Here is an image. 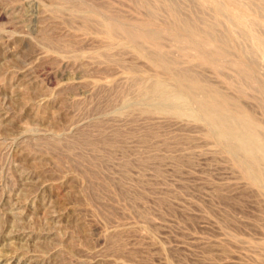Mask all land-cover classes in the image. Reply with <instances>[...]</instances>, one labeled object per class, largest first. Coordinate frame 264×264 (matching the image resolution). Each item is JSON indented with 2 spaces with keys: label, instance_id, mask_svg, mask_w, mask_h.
Wrapping results in <instances>:
<instances>
[{
  "label": "rangeland",
  "instance_id": "1",
  "mask_svg": "<svg viewBox=\"0 0 264 264\" xmlns=\"http://www.w3.org/2000/svg\"><path fill=\"white\" fill-rule=\"evenodd\" d=\"M226 1L0 0V264H264V188L203 123L134 106L192 71L264 125V0Z\"/></svg>",
  "mask_w": 264,
  "mask_h": 264
},
{
  "label": "bare ground",
  "instance_id": "2",
  "mask_svg": "<svg viewBox=\"0 0 264 264\" xmlns=\"http://www.w3.org/2000/svg\"><path fill=\"white\" fill-rule=\"evenodd\" d=\"M167 1V0H166ZM228 1V0H227ZM226 1V2H227ZM253 1V0H252ZM163 2V1H162ZM170 2H172V1H170ZM222 2H223V0H222ZM231 2V1H230ZM250 2V1H249ZM255 2H257V1H255ZM145 3V2H144ZM245 3V2H244ZM259 3V2H258ZM261 3H264L263 1L261 2ZM146 4V3H145ZM208 4V3H207ZM216 4V3H215ZM232 4V3H231ZM247 6H248V4H247V1H246V3H245ZM250 4V3H249ZM252 4V3H251ZM221 5V4H220ZM233 5V4H232ZM255 5V4H254ZM254 5H252L254 8H255V6ZM144 6V5H143ZM157 6V5H156ZM158 6H159V4H158ZM157 6V7H158ZM212 6V5H211ZM224 7V5H223V3H222V5L221 6H219V7ZM227 8H228V6L227 5H225ZM235 6V5H234ZM238 6V5H237ZM244 6V5H243ZM246 6V7H247ZM260 6H261V4H260ZM163 7V6H162ZM165 7H167V6H164L163 8H165ZM168 7H169V10L171 11V12H173V13H177V7H176V5L175 4H171V3H169V5H168ZM212 7H214V6H212ZM241 7V6H240ZM257 10L259 9H261V8H259V6L257 5ZM231 8H233V7H231ZM230 7L228 8L229 10H228V13H230V9H231ZM250 8H252L251 6H250ZM146 9V8H145ZM157 10V9H156ZM233 10V9H232ZM231 10V11H232ZM235 10V9H234ZM233 10V11H234ZM241 9H239V11H240ZM248 10V9H247ZM76 11V10H75ZM78 11V10H77ZM76 11V12H77ZM147 11H148V9H147ZM158 11V10H157ZM217 11V10H216ZM232 11V12H233ZM236 11V10H235ZM255 11V10H254ZM261 11V10H260ZM263 11V10H262ZM86 12H88V11H86ZM91 12V11H90ZM149 12V11H148ZM154 12V11H153ZM220 12V10H219V8H218V13ZM238 12V11H237ZM237 12H236V14H237ZM244 12L245 13H247V11H243V14H244ZM250 12V11H249ZM79 13V12H78ZM89 13V12H88ZM189 13V12H188ZM227 13V12H226ZM227 13V14H228ZM254 13H256V12H254ZM264 13V12H263ZM263 13H261L262 15H263ZM84 14H85V12H84ZM152 14V13H151ZM214 14H216L215 12H214ZM242 14V15H243ZM260 14V13H259ZM82 15V14H81ZM81 15H79V16H81ZM99 15V14H98ZM173 15V14H172ZM217 15V14H216ZM220 15V14H219ZM218 15V16H219ZM232 14H230V16H231ZM257 15H258V13H257ZM92 16V15H91ZM237 17V15H233V17ZM238 16H239V14H238ZM253 16V15H252ZM251 16V17H252ZM255 16V15H254ZM254 16H253V18H254ZM220 17V16H219ZM223 17V16H222ZM222 17H220V18H222ZM235 17V20L236 19H238V17L236 18ZM241 17H243V16H241ZM241 17H239V18H241ZM247 16H245V18H246ZM249 17V16H248ZM84 18V17H83ZM90 18V17H89ZM226 18V17H225ZM230 18V17H229ZM244 18V17H243ZM253 18H251L252 20H253ZM258 18V17H257ZM264 18V17H263ZM194 19V18H193ZM192 19V20H193ZM216 19V18H215ZM89 20V19H88ZM175 20V19H174ZM218 20V19H217ZM228 21H230V19H227ZM238 20H241V19H238ZM243 20H246V19H242V21ZM251 20V21H252ZM255 20H258L259 21V19H255ZM94 21V20H93ZM104 21V20H103ZM106 21H108V20H106ZM113 21V20H112ZM180 21H181V26L184 28V30L185 31H187L189 34H193V31H195L194 30V27H193V25H192V23L189 21V20H186V19H180ZM223 21V20H222ZM226 21V20H225ZM234 21V20H233ZM232 21V22H233ZM241 21V22H242ZM261 21H262V19H261ZM114 22V21H113ZM197 22V21H196ZM195 22V23H196ZM221 22V21H220ZM238 22V21H237ZM245 22H248V19H247V21H245ZM249 22H250V20H249ZM253 22V21H252ZM106 23V22H105ZM120 23V22H119ZM123 23V22H122ZM177 23V22H176ZM222 23V22H221ZM225 22H223V24H224ZM229 23V22H228ZM234 23V22H233ZM232 23V24H233ZM251 23V22H250ZM124 25H125V23H123ZM122 24V25H123ZM219 24V23H218ZM239 24H242V23H239ZM243 24H244V22H243ZM249 24V23H248ZM253 24H255V23H253ZM256 24H257V22H256ZM106 25V24H105ZM117 25V24H116ZM119 25H121V24H119ZM121 25V26H122ZM123 25V26H124ZM220 25V24H219ZM218 25V26H219ZM228 25V24H227ZM226 25V26H227ZM252 25V24H251ZM261 26V24H260V22H259V24H257V26ZM264 25V24H263ZM262 25V26H263ZM101 26V25H100ZM112 26V25H111ZM118 26V25H117ZM204 26V25H203ZM211 26V25H210ZM214 26V25H213ZM221 26V25H220ZM230 26V25H229ZM237 26H238V24H237ZM249 26V25H248ZM260 26L258 27V28H260ZM103 27V26H102ZM135 27V26H134ZM178 27V26H177ZM234 28L235 26H231L230 28ZM242 27V26H241ZM245 27H246V25H245ZM253 27V26H252ZM132 28V27H131ZM148 28V27H147ZM152 28H154V27H152ZM159 28V27H158ZM161 28V27H160ZM197 28H199V26H197ZM208 28V27H207ZM236 28V27H235ZM231 29V31L233 30H236V29ZM242 28H244V26L242 27ZM249 28V27H248ZM247 28V29H248ZM251 28V27H250ZM249 28V29H250ZM123 29H125V28H123ZM146 29V28H145ZM164 29V28H163ZM203 29V28H202ZM201 29V30H202ZM224 28L221 26V30H223ZM252 29H254V28H252ZM109 30V29H108ZM139 30V29H138ZM137 30V31H138ZM146 30H148V29H146ZM149 30H153V29H149ZM155 30V29H154ZM171 30V29H170ZM173 30V29H172ZM177 30H179V27L177 28ZM198 30V29H197ZM227 30V29H226ZM229 30V29H228ZM246 30V29H245ZM264 30V29H263ZM127 31V30H126ZM134 31V30H133ZM137 31H135V32H137ZM156 31V30H155ZM162 31H164V30H162ZM162 31H160V33L162 32ZM168 32H169V29L167 30ZM166 30L164 31V32H167ZM199 31V30H198ZM198 31H196V32H198ZM237 31L239 32V30H238V28H237ZM243 31V30H242ZM250 31H252V30H250ZM256 31H258V30H256ZM255 31V32H256ZM110 32H111V30H110ZM159 32V31H158ZM173 32H175L174 30H173ZM196 32H195V34H196ZM227 32V31H226ZM237 32V33H238ZM254 32V31H253ZM252 32V33H253ZM255 32H254V34H255ZM105 33V32H104ZM128 33V32H127ZM130 33V32H129ZM129 33H128V36H130L129 35ZM140 33L141 32H138L137 34H139L140 35ZM156 33H157V31H156ZM230 33V32H229ZM231 33H235L236 34V31L235 32H231ZM248 33H250L249 31H248ZM131 34V33H130ZM174 34V33H173ZM179 34V33H178ZM180 34H182V32L180 33ZM194 34V35H195ZM227 34V33H226ZM235 34H233V37H234V35ZM240 34H242L241 32L238 34V35H240ZM106 35V34H105ZM123 35V34H122ZM124 35H126V33L124 34ZM136 35V34H135ZM141 35H143V34H141ZM156 35V34H155ZM165 35V34H164ZM168 35H170V34H168ZM175 35H177V34H175ZM183 35V34H182ZM186 35V34H185ZM200 35V34H199ZM245 35V34H244ZM250 35V34H249ZM144 36V35H143ZM142 36V37H143ZM152 36H154V35H152ZM167 36V35H166ZM174 36V35H173ZM172 36V37H173ZM186 36H188V35H186ZM186 36H185V38H186ZM195 36H197V35H195ZM236 36V35H235ZM241 36H243V35H241ZM241 36H239V38L241 37ZM251 36V35H250ZM254 36V35H253ZM252 36V37H253ZM256 36H257V34H256ZM260 36V35H259ZM262 36V35H261ZM131 37V36H130ZM133 37H134V35H133ZM158 37V36H157ZM168 37V36H167ZM177 37V36H176ZM175 37V38H176ZM182 37H184V36H182ZM189 37V36H188ZM187 37V38H188ZM237 37V36H236ZM235 37V38H236ZM110 38V37H109ZM108 38V39H109ZM132 38V37H131ZM140 38H141V36H140ZM144 38H146L145 36H144ZM152 38V37H151ZM150 38V39H151ZM158 38H160V37H158ZM169 38V37H168ZM200 38H204L203 40L206 42V44H208L209 46H212L213 48H214V54H215V56H218L219 58H221L219 55H220V53H221V48L224 46V45H229L230 44V39H229V37L227 36V35H221V33L220 34H216V33H213V30H211V31H206V32H203V37L200 35ZM230 38H231V36H230ZM244 38H246V36L244 37ZM255 38V37H254ZM264 38V37H263ZM139 39V38H138ZM155 39V38H154ZM153 39V40H154ZM170 39H172L171 37H170ZM182 39V38H181ZM189 39H191V38H189ZM192 39H193V37H192ZM192 39H191V41H192ZM242 39V38H241ZM253 39V38H252ZM259 38H258V36H257V40H258ZM125 40H127V39H125ZM134 40V39H133ZM142 40H144V39H142ZM152 40V39H151ZM150 40V41H151ZM159 40V39H158ZM173 40V39H172ZM178 40H179V36H178ZM199 40V39H198ZM239 40V39H238ZM243 40V39H242ZM247 40H249V41H251L250 39H247ZM255 40V42H256V38L254 39ZM139 41V40H138ZM147 41V40H146ZM149 41V42H150ZM160 41V40H159ZM186 41H187V39H186ZM237 41V40H236ZM236 41H235V44H236ZM241 41V40H240ZM244 41V40H243ZM248 41V42H249ZM145 42V41H144ZM233 42H234V40H233ZM247 42V43H248ZM254 42V43H255ZM131 43H132V41H131ZM198 43V42H197ZM196 43V44H197ZM201 43V42H200ZM199 43V44H200ZM241 43H243V42H241ZM251 43V42H250ZM257 44L259 43L261 46H262V54H263V52H264V40L262 39V40H258L257 42H256ZM127 44H128V42H127ZM140 44H141V42H140ZM146 44V43H145ZM174 44V43H173ZM187 44V43H186ZM203 44V43H202ZM206 44H205V46H206ZM234 44V43H233ZM232 43H231V45H233ZM244 44V43H243ZM259 44L257 45V46H259ZM129 45V44H128ZM156 45H158V43L156 44ZM156 45H154V47L156 46ZM177 45H180V44H177ZM191 45V44H190ZM237 45V44H236ZM240 45V43H238V46ZM252 45V44H251ZM129 46H131V45H129ZM134 46V45H133ZM136 46V45H135ZM182 45H180V47H181ZM186 46V45H185ZM188 46V45H187ZM193 46V45H192ZM197 46V45H196ZM252 46H255V45H252ZM251 46V47H252ZM157 48H159L158 46H156ZM178 47V46H177ZM199 47H201L200 45H199ZM204 47V46H203ZM250 47V46H249ZM250 47V48H251ZM127 48V47H126ZM129 48V47H128ZM131 49H133V50H135L134 48H136V50H137V47H134V48H132V47H130ZM233 48V47H232ZM240 48V47H239ZM241 48H242V46H241ZM246 48V47H245ZM254 48H256V46L254 47ZM178 49H180V48H178ZM190 49H192L191 48V46H190ZM205 49H206V47H205ZM204 49V50H205ZM242 49H244V48H242ZM252 49H253V47H252ZM260 49H261V47H260ZM259 49V50H260ZM155 50H158V49H155ZM197 50H198V48H197ZM201 50V49H200ZM199 50V51H200ZM203 50V49H202ZM203 50V51H204ZM207 52L209 51L208 50V46H207ZM205 50V51H206ZM230 50V49H229ZM234 50H236V49H234ZM247 50H249V48H247ZM246 49L244 50L245 52L247 51ZM258 50V49H257ZM257 50H256V52H257ZM181 51V50H180ZM204 51V52H205ZM226 51V50H225ZM239 51H241L240 49H239ZM253 51V50H252ZM252 51H250L249 53H247V56H248V58L249 57H251L250 59H252L253 58V56H254V54L252 53ZM254 51H255V49H254ZM138 52V51H137ZM185 52H187V51H185ZM195 52H196V49H195ZM213 52V51H212ZM230 52H231V50H230ZM229 52V53H230ZM243 52V51H242ZM244 52V54H246ZM142 53V52H141ZM200 53V52H199ZM202 53V52H201ZM210 53H211V51H210ZM235 53V52H234ZM260 53V54H261ZM154 54V53H153ZM188 54V53H187ZM211 54H213V53H211ZM211 54H206V55H211ZM238 54V53H237ZM237 54L236 55H234V56H237ZM257 54H259V53H257ZM139 55V54H138ZM156 55V54H155ZM189 55H191L190 53H189ZM202 55V54H201ZM223 55H224V53H223ZM225 55H226V53H225ZM239 55V54H238ZM256 55V54H255ZM191 56H193V55H191ZM228 56V55H227ZM260 56H262V55H260ZM194 57V56H193ZM192 57V58H193ZM207 57V56H206ZM229 57V56H228ZM242 56H240V58H241ZM195 58V60H196V58L197 57H194ZM200 58H201V56H200ZM203 58H205V57H203ZM218 58V59H219ZM223 58V57H222ZM161 59V58H160ZM199 59V58H198ZM208 59V58H207ZM211 59H212V57H211ZM213 59H214V57H213ZM212 59V60H213ZM217 59V58H216ZM233 59V57L231 58L230 57V62H231V60ZM235 59V58H234ZM233 59V60H234ZM243 59V58H242ZM258 59V58H257ZM261 59V58H260ZM204 60V59H203ZM209 60V59H208ZM207 60V61H208ZM211 60V61H212ZM223 60V59H222ZM225 60H227V59H225ZM232 60V61H233ZM238 60V59H237ZM247 60V59H246ZM256 60V59H255ZM151 61V60H150ZM210 61V60H209ZM228 61V60H227ZM156 62V61H155ZM194 62V61H193ZM217 62V61H216ZM229 62V63H230ZM235 62V61H234ZM234 62L232 63V64H234ZM238 61H236V63H237ZM241 62H245V61H240V64H241ZM253 62V61H252ZM196 63V62H195ZM201 63V62H200ZM205 63H207L206 61H205ZM213 63H214V60H213ZM228 63V62H227ZM228 63V64H229ZM246 63V62H245ZM244 63V64H245ZM257 63V62H256ZM156 64L159 66V63H157L156 62ZM174 64V63H173ZM211 65H212V63H210ZM250 65L252 64V63H249ZM260 64V63H259ZM156 65V66H157ZM209 65V64H208ZM214 65V64H213ZM219 65V64H218ZM235 65V64H234ZM242 65V64H241ZM216 66V65H215ZM236 66V65H235ZM247 66V65H246ZM245 66V67H246ZM249 66V65H248ZM258 66V65H257ZM200 67V66H199ZM237 67V66H236ZM242 66H240V68H241ZM243 67H244V65H243ZM251 67V66H250ZM253 67V66H252ZM220 68H221V66H220ZM225 68H227V67H225ZM224 68V69H225ZM233 68V67H232ZM232 68H230V69H232ZM248 68V67H247ZM258 68V67H257ZM257 68H256V72H254V73H257L255 76L256 77H258V72L259 71H257ZM159 69H160V67H159ZM177 69V68H176ZM217 69H218V66H217ZM222 69V68H221ZM249 69L250 68H248V69H246V70H248L249 71ZM253 69H254V67H253ZM261 69V68H260ZM259 69V70H260ZM163 70V69H162ZM161 70V71H162ZM178 70V69H177ZM213 70H215V71H217L218 72V70H216V69H213ZM220 70V69H219ZM233 70V69H232ZM236 70V69H235ZM252 70V69H251ZM171 71V70H170ZM221 71V70H220ZM242 71V70H241ZM264 71V70H263ZM192 72V71H191ZM191 72H189V71H180V72H178V74H177V82L179 83V84H182V86H183V83H187L188 85L186 86V88H184V89H182L183 87H181L180 88V86L177 88V89H174L173 91L172 90H170V92H168L167 90L165 91L164 89H166L167 88V86H166V88L164 87L163 88V84H161V82H159L160 80L161 81H163L162 79H159V81H156V79H155V81L156 82H154L149 88H148V90L144 93V90H143V93H142V95H143V98L141 99V97H140V99H141V101L139 102V103H135V107L137 108V109H140L141 111H143V112H145V114L146 113H149V114H171V115H174L175 117H187V118H189V119H191L192 121H195V122H201V123H203L205 126H206V133H207V136L208 137H210L213 141L212 142H214L215 143V145L218 147V148H220L222 151H224L225 153H227L230 157L229 158H231L234 162H235V165H237V167L241 170V172H242V174L244 175V177L247 179V180H249V183H251V185L252 184H254V185H256V187H258V188H260V187H263L264 188V128H262V127H264V125L261 127L260 125H259V123H260V121L257 123V121H255L252 117H250L248 114H247V112H246V110H243V108L241 107V105H240V103L238 102L242 97H240V99L237 101V99H234L235 97H233V98H231V97H229V96H227V95H225V94H223L222 92H220L218 89H216V88H214V87H212V86H209V85H207V84H205V83H202V82H200V80L198 81V79L199 78H196ZM238 72H240L239 70H238ZM164 73H166L165 71H164ZM172 73V72H171ZM241 73L242 72H240V76H241ZM245 73H247V72H245ZM249 73H250V71H249ZM261 73H263V72H261ZM160 74V73H159ZM173 74V73H172ZM219 74V73H218ZM222 75V74H221ZM243 75V74H242ZM251 75V74H250ZM248 76V75H247ZM246 76V77H247ZM249 78H250V76H248ZM252 77H253V72H252ZM256 77H253L254 78V80H257V78ZM264 77V75L262 76V78ZM243 78L244 79H246L244 76H243ZM256 78V79H255ZM260 78H261V76H260ZM168 79H169V77H168ZM168 79L166 80V81H168ZM173 79V78H172ZM176 79V78H175ZM252 79V78H251ZM170 80H171V78H170ZM229 80V79H228ZM263 80V79H262ZM150 81H152V80H150ZM165 81V80H164ZM163 81V82H164ZM172 81H174V79L172 80ZM227 81V80H226ZM245 81V80H244ZM248 81V80H247ZM264 81V80H263ZM149 82V81H148ZM169 82V81H168ZM228 82H230V81H228ZM251 82V81H250ZM249 82V83H250ZM150 83V82H149ZM148 83V84H149ZM175 83V82H174ZM209 83V82H208ZM244 83H246V81L244 82ZM248 83V82H247ZM254 83H255V81H254ZM261 83V82H260ZM259 83V84H260ZM167 84V83H166ZM170 84V83H169ZM168 84V85H169ZM172 84V83H171ZM170 84V85H171ZM225 84L227 85V83L225 82ZM237 84V83H236ZM239 84V83H238ZM251 84V83H250ZM164 85H165V82H164ZM174 85H176V84H174ZM233 86L234 84H231V82H230V86ZM243 85V84H242ZM254 85H257V84H254ZM141 86H143V85H141ZM146 87H148V85H146ZM177 87V86H176ZM175 87V88H176ZM235 87V86H234ZM236 87L238 88V86L236 85ZM248 87H249V85H248ZM172 88V87H171ZM259 88H261V87H259ZM144 89V88H143ZM230 89V88H229ZM239 89H241V88H239ZM243 89V88H242ZM250 89H251V86H250ZM252 89H254V87L252 88ZM256 89V88H255ZM169 90V89H168ZM233 90V89H232ZM235 90V89H234ZM142 91V90H141ZM223 91V90H222ZM238 91V90H237ZM256 91V90H255ZM258 91V90H257ZM261 91V90H260ZM141 93V92H140ZM241 92L239 91V94H240ZM244 93H245V91H244ZM260 93V92H259ZM238 94V93H237ZM232 95H234V94H232ZM244 95V94H243ZM236 96H238V95H236ZM261 96H263V95H261ZM137 98V97H136ZM135 98V99H136ZM134 99V100H135ZM136 101H139V100H136ZM135 102V101H134ZM241 102V101H240ZM126 103H130V102H126ZM133 103V102H132ZM131 104V103H130ZM129 104V105H130ZM243 105H245V104H243ZM131 106V105H130ZM132 106H133V104H132ZM246 106V105H245ZM127 107H129V106H127ZM247 108V107H246ZM250 111V110H249ZM253 113V112H252ZM259 120V119H258ZM219 150V149H218ZM226 155V154H225ZM238 170V169H237ZM239 171V170H238ZM240 174V173H239ZM246 181V180H245ZM248 182V181H247ZM260 190V189H259ZM262 208V207H261Z\"/></svg>",
  "mask_w": 264,
  "mask_h": 264
}]
</instances>
